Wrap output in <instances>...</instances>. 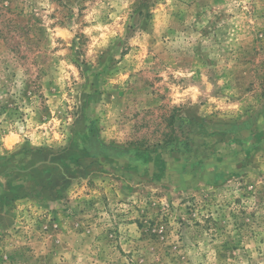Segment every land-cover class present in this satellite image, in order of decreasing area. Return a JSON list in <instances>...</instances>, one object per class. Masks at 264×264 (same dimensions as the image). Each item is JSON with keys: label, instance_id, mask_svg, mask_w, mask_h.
Instances as JSON below:
<instances>
[{"label": "rangeland", "instance_id": "1", "mask_svg": "<svg viewBox=\"0 0 264 264\" xmlns=\"http://www.w3.org/2000/svg\"><path fill=\"white\" fill-rule=\"evenodd\" d=\"M0 264H264V0H0Z\"/></svg>", "mask_w": 264, "mask_h": 264}]
</instances>
